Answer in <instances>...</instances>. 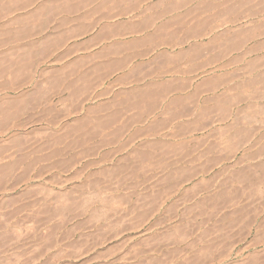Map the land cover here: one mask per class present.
I'll list each match as a JSON object with an SVG mask.
<instances>
[{
    "label": "rangeland",
    "instance_id": "obj_1",
    "mask_svg": "<svg viewBox=\"0 0 264 264\" xmlns=\"http://www.w3.org/2000/svg\"><path fill=\"white\" fill-rule=\"evenodd\" d=\"M56 56L0 53V264H264L261 243L232 254L260 232L243 227L263 220L264 196L163 179L151 102L137 109L135 88L73 99L72 63Z\"/></svg>",
    "mask_w": 264,
    "mask_h": 264
},
{
    "label": "crops",
    "instance_id": "obj_2",
    "mask_svg": "<svg viewBox=\"0 0 264 264\" xmlns=\"http://www.w3.org/2000/svg\"><path fill=\"white\" fill-rule=\"evenodd\" d=\"M0 38V53L28 61L66 54L73 99L135 88L137 109L155 110V149L166 138L170 150L163 179L264 196V0H0ZM243 228L260 232L233 255L264 245V217Z\"/></svg>",
    "mask_w": 264,
    "mask_h": 264
}]
</instances>
